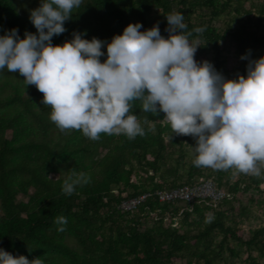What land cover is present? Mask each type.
<instances>
[{
    "label": "trees",
    "instance_id": "16d2710c",
    "mask_svg": "<svg viewBox=\"0 0 264 264\" xmlns=\"http://www.w3.org/2000/svg\"><path fill=\"white\" fill-rule=\"evenodd\" d=\"M25 5L0 0V34L14 26L21 37L25 30L38 34L30 13L40 0ZM173 11L184 13V32L199 44L197 61L213 62L230 78L246 76L249 59L264 55V0H82L65 21L67 31L52 42L84 29L86 38L110 42L137 21L142 31L159 23L168 37ZM249 49V59H241ZM103 51L101 61L106 44ZM18 75L0 76V246L45 264H264V222L249 225L264 215V162L260 176L195 165L197 139L173 133L166 113L145 111L139 98L130 111L144 135L102 132L93 140L81 129H61L43 92ZM81 172L90 180L67 194L65 179ZM206 179L230 196L213 204L163 202L154 194ZM144 192L151 195L135 208L121 206ZM61 215L67 217L63 231Z\"/></svg>",
    "mask_w": 264,
    "mask_h": 264
},
{
    "label": "clouds",
    "instance_id": "9594fccd",
    "mask_svg": "<svg viewBox=\"0 0 264 264\" xmlns=\"http://www.w3.org/2000/svg\"><path fill=\"white\" fill-rule=\"evenodd\" d=\"M81 3L40 0L30 13L38 34L25 30L21 37L19 26L0 34V69L19 71L27 84H35L44 103L52 106L51 119L59 128L81 129L93 140L102 132L144 135L137 114L130 111L131 102L139 98L145 111L166 113L173 133L197 139L195 165L262 174L264 55L249 59V49L241 56L249 59L247 75L226 78L213 62L197 61L199 44L184 32L188 25L182 11L167 14L168 37L161 34L159 23L142 31L143 23L137 21L110 42L96 36L88 39L84 29L73 30L71 39L54 44L53 36L67 31L65 21ZM105 44L107 58L101 61ZM88 180L86 173L74 174L65 179L63 190L70 195ZM57 223L63 231L67 217H57ZM0 264L45 262L40 256L13 255L0 246Z\"/></svg>",
    "mask_w": 264,
    "mask_h": 264
},
{
    "label": "built area",
    "instance_id": "2783aa9c",
    "mask_svg": "<svg viewBox=\"0 0 264 264\" xmlns=\"http://www.w3.org/2000/svg\"><path fill=\"white\" fill-rule=\"evenodd\" d=\"M154 194L163 202L176 200L190 202L198 199H208L213 204H216L226 196H230V193L218 187L211 179H206L196 184H184L172 189H157ZM150 195V192L141 193L138 196L124 200L121 206L126 210H131Z\"/></svg>",
    "mask_w": 264,
    "mask_h": 264
},
{
    "label": "rangeland",
    "instance_id": "374dc122",
    "mask_svg": "<svg viewBox=\"0 0 264 264\" xmlns=\"http://www.w3.org/2000/svg\"><path fill=\"white\" fill-rule=\"evenodd\" d=\"M23 3L26 4L25 6H28V5L33 3V0H23ZM247 5H249V2H247ZM221 46L225 47V48H227L229 46L231 47V43L230 42H222ZM226 54L230 55L232 53H226ZM235 60H236L235 57L233 59H231L230 62H229L230 65H232L235 62ZM220 71L225 75L226 78H230L229 74H225L223 72V70H220ZM19 73H20L19 71L12 72L7 67H5L2 70L0 69V76L2 77L3 80H7V79L16 80V79H19L20 78V76L18 75ZM20 75H23V74L20 73ZM256 213H257V211L255 210L254 214H256ZM261 222H264V215L263 216L261 215V218L258 219V220L252 219L249 222V225L255 226V225H259Z\"/></svg>",
    "mask_w": 264,
    "mask_h": 264
}]
</instances>
